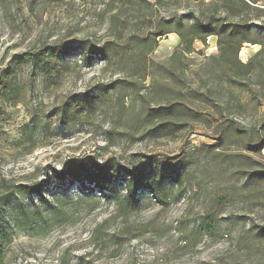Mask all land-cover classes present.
Returning a JSON list of instances; mask_svg holds the SVG:
<instances>
[{
  "label": "rangeland",
  "instance_id": "obj_1",
  "mask_svg": "<svg viewBox=\"0 0 264 264\" xmlns=\"http://www.w3.org/2000/svg\"><path fill=\"white\" fill-rule=\"evenodd\" d=\"M145 1L154 8L119 0H0V77L11 74L22 86L18 94L0 88V185L15 195L20 185L54 181L53 171L71 160L102 164L112 159L128 169L150 157L173 161L184 180L182 188L164 185L170 189L168 205L144 195L133 209L96 192L99 200L81 202L79 186L51 184L46 196L52 201L49 194L61 191L59 202L51 204L59 210L45 214L34 230L16 225L4 210L5 201L0 206L1 231L8 237L3 264H264V243L240 242L248 223L259 221L252 202L240 198L243 182L224 163L198 151L216 143L214 134L193 126L175 138L152 140L141 115L149 90L168 84L163 68H176L185 72L190 86H208L228 105L225 119L249 127L259 123L261 115L248 104L247 93H230L215 79L208 81L210 57L219 54L217 38L196 41V52L183 56L177 34L163 37L149 55L152 71L146 81L128 76L123 66H106L100 57L87 61L78 49L83 43L101 48L116 38L122 46L131 35L147 33L150 24L140 19L143 15L153 13V23L185 24L193 14L207 12L213 0ZM118 11L122 17L112 26ZM54 44L73 51L61 59L51 80L27 65L11 69L16 56ZM259 50L245 44L239 58L247 63ZM134 55L126 54L133 62ZM263 83L264 71L247 82L258 101L264 99ZM76 100L87 101V108L67 122L66 106ZM118 189L124 192L122 185ZM18 197L40 206L38 197ZM210 213L214 228L205 224Z\"/></svg>",
  "mask_w": 264,
  "mask_h": 264
},
{
  "label": "trees",
  "instance_id": "obj_2",
  "mask_svg": "<svg viewBox=\"0 0 264 264\" xmlns=\"http://www.w3.org/2000/svg\"><path fill=\"white\" fill-rule=\"evenodd\" d=\"M119 1L124 5L139 4L142 9L144 6L148 9L154 8V4L145 0ZM160 2L161 0L156 1V3ZM152 14L140 17L143 20L147 19L146 24L147 22L150 24L148 32L131 35L122 46L118 44L119 38L118 40L116 38V41L107 42L101 48L83 43L78 49L87 61L100 57L106 66H123L129 73L128 76H138L142 81H146L152 71L149 55L158 48L159 40L163 37L177 34L181 41L180 50L183 56L196 52L194 47L196 41L205 44L207 38H217L219 54L210 57L213 65L208 81L215 79L221 85L227 86L230 93H234L233 89L247 93L250 98L248 104L252 105L256 114L261 115L259 123L249 127L225 119L228 105L219 101L208 86L204 89L190 86L185 72H180L176 68H163L162 74L168 84H164L161 89L154 87L149 90L142 99L141 115L151 127L147 134L152 140L175 138L193 126H201L214 134L213 140L216 143L198 151L224 163L226 168L232 170L236 181L243 182V193L240 198H247L252 202L251 212L254 214L255 210H258L259 221L253 219L248 223V228L240 236V242L248 245L262 244L264 243V112L261 113L260 109L264 106V99L258 101L257 97H252L254 91L248 87L247 82H252L257 72L264 71V0H213L207 12L193 14L190 21L185 24L182 21L176 23L174 20H156L153 23L150 18ZM121 17L122 13L119 11L113 15L112 26H116ZM245 44L260 46V50L247 63H243L239 58ZM72 51L68 45L54 44L35 53L26 52L16 56L17 59L13 61L11 69L27 65L41 78L49 81L53 78L61 59L67 58ZM127 53L137 54L134 55L137 59L134 62L127 59ZM15 78L11 74L1 76L0 88L8 91L7 93L18 94L22 86ZM240 104V108L243 109L245 103L242 104L240 101ZM85 108L87 101L84 100L69 103L66 106L67 122L84 113ZM175 166L173 161H161L154 157L147 158L143 163L128 169H124L112 159L102 164L92 159L71 160L61 171H53L54 181L44 180L33 185H20L15 195H11V188L2 183L0 192L3 198L0 199V206L7 201L4 210L16 225L28 230H34L39 226L45 214L58 212L59 209H55L51 204L59 202L62 193L61 191L50 193L49 197L52 201L48 200L47 192H51L48 189L51 184H59L62 187L79 186L82 192L79 199L81 202H86L88 199L99 200V197L94 195L96 192L106 200L132 209L144 195L155 198L166 206L170 195L168 194L170 189L164 186L166 182H171L172 186L178 188H182L184 184L182 174L175 169ZM120 185L123 193L118 189ZM20 194H25L29 198H40V206L28 204L26 200L18 197ZM48 206L49 210L46 209ZM206 218V226L214 228L215 220L212 214H208ZM7 240L8 237L1 231L0 226V264L4 263L6 257Z\"/></svg>",
  "mask_w": 264,
  "mask_h": 264
}]
</instances>
